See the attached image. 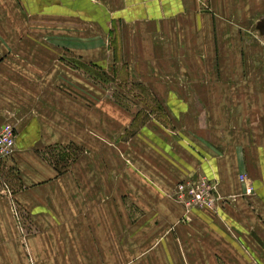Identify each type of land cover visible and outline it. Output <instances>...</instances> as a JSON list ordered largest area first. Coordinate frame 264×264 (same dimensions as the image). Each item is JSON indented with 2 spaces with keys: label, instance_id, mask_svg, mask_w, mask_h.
<instances>
[{
  "label": "crops",
  "instance_id": "crops-1",
  "mask_svg": "<svg viewBox=\"0 0 264 264\" xmlns=\"http://www.w3.org/2000/svg\"><path fill=\"white\" fill-rule=\"evenodd\" d=\"M20 12L76 25L57 44L33 26L4 42L0 25V124H17L4 175L33 228L0 194V264H264V0H0V19ZM94 33L155 112L69 67L101 62ZM67 145L86 152L67 161ZM200 174L227 201L183 221L173 187Z\"/></svg>",
  "mask_w": 264,
  "mask_h": 264
},
{
  "label": "rangeland",
  "instance_id": "rangeland-1",
  "mask_svg": "<svg viewBox=\"0 0 264 264\" xmlns=\"http://www.w3.org/2000/svg\"><path fill=\"white\" fill-rule=\"evenodd\" d=\"M0 25L4 28V33L2 35V40L5 41H10L14 37H19L20 41H25L27 38L28 34V27L33 26V27H47L50 30V35H42L38 34V38L40 41L48 40L52 43H59V40L61 37L60 31L64 29L65 27H72L75 26L76 23L73 19H60V18H50L49 21L43 22L42 19H35V21L31 18H28L26 14H22L20 12V16H15V17H7L4 19H0ZM11 26H19V34H12L10 33V27ZM83 28L89 29L90 30V23L87 22H82L79 25V29ZM96 26H93L95 29ZM6 29V31H5ZM100 32H102L100 30ZM37 35V34H36ZM45 36V37H44ZM85 41H90L93 38L98 37V41L100 46L102 45L103 49V56L100 57L99 64L98 65H87L83 67L82 65H79V62L77 63H72L69 67L72 68L73 70H81V72L85 74H90L92 75V78L94 82L99 86L100 89H102L105 92V96L109 99L114 101L116 104L124 106V107H129L133 111L137 110L140 113L138 116H148V113L145 111V109L149 110L151 108L152 112H155L157 110V101L155 98L149 96L145 91L146 88L141 87L140 83L136 82H129L125 77L126 72L125 68L123 66H119L114 64V60L112 59L111 56V38H107L105 35L99 34H92V37H89L87 35H83ZM96 41V40H93ZM55 58L58 57V53L54 55ZM147 107V108H146ZM156 117H162L164 118L165 115L162 114L161 112H158L156 114ZM143 119L141 118L139 121H142ZM16 128L17 124L14 123ZM66 152H62L65 155V159L67 161L69 158H73L71 155L73 151L77 150V152L80 154H83L86 152L85 149L76 147L74 145H67L66 147ZM14 160V159H13ZM15 162V160H14ZM13 171H18L16 165L14 166ZM8 171V170H7ZM10 173L11 170H9ZM18 174V172L16 173ZM183 180V179H182Z\"/></svg>",
  "mask_w": 264,
  "mask_h": 264
},
{
  "label": "built area",
  "instance_id": "built-area-1",
  "mask_svg": "<svg viewBox=\"0 0 264 264\" xmlns=\"http://www.w3.org/2000/svg\"><path fill=\"white\" fill-rule=\"evenodd\" d=\"M17 128L14 123L4 122L0 124V194L8 197L12 218L23 238L33 229L27 221V213L16 202L13 192L10 190L9 183L6 181L4 170L13 171L15 166L14 152L16 143ZM74 159L79 156L77 150L71 152ZM240 182L243 185V194L251 195L254 187L245 173L240 174ZM218 182L205 175L188 176L177 182L172 190V198L183 208V221L190 220V213L195 209H206L217 213L223 203L227 201L218 193Z\"/></svg>",
  "mask_w": 264,
  "mask_h": 264
}]
</instances>
